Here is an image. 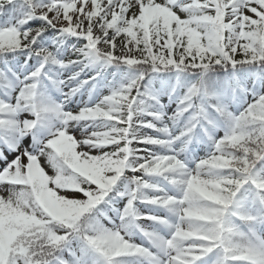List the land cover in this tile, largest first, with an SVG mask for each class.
<instances>
[{
	"label": "snow or ice",
	"instance_id": "6c2138e0",
	"mask_svg": "<svg viewBox=\"0 0 264 264\" xmlns=\"http://www.w3.org/2000/svg\"><path fill=\"white\" fill-rule=\"evenodd\" d=\"M0 264H264V0H0Z\"/></svg>",
	"mask_w": 264,
	"mask_h": 264
}]
</instances>
